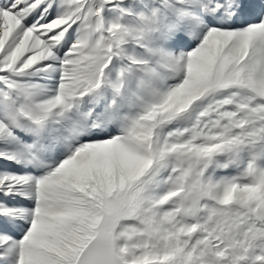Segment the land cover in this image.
I'll list each match as a JSON object with an SVG mask.
<instances>
[{
  "label": "snow or ice",
  "instance_id": "obj_1",
  "mask_svg": "<svg viewBox=\"0 0 264 264\" xmlns=\"http://www.w3.org/2000/svg\"><path fill=\"white\" fill-rule=\"evenodd\" d=\"M0 264H264V0H0Z\"/></svg>",
  "mask_w": 264,
  "mask_h": 264
}]
</instances>
